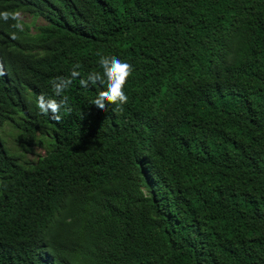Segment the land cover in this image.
I'll use <instances>...</instances> for the list:
<instances>
[{
    "label": "trees",
    "instance_id": "obj_1",
    "mask_svg": "<svg viewBox=\"0 0 264 264\" xmlns=\"http://www.w3.org/2000/svg\"><path fill=\"white\" fill-rule=\"evenodd\" d=\"M0 11L32 16L0 20V128L23 148L0 134V264H264V0ZM97 53L133 67L123 111L93 104L106 83L80 85L103 75ZM40 95L71 112L40 113Z\"/></svg>",
    "mask_w": 264,
    "mask_h": 264
},
{
    "label": "clouds",
    "instance_id": "obj_2",
    "mask_svg": "<svg viewBox=\"0 0 264 264\" xmlns=\"http://www.w3.org/2000/svg\"><path fill=\"white\" fill-rule=\"evenodd\" d=\"M9 19L16 21L13 25L20 31H23V24L21 23V13L19 11H0V20L7 22ZM15 38V34H13ZM100 56L99 64L103 69V75L99 72L89 73L86 79H80V85L82 87H88L89 84L104 85L106 83V90L100 91L97 98L93 101L100 110H107V105H116V107L123 111V105L128 102V96L124 91L128 78L131 76L133 67L131 64L118 59L116 56ZM80 67L76 64L71 71V79L65 77H57L51 81L53 91L56 96L61 94L72 83V79L80 77V72L77 70ZM5 74L3 66L0 65V76ZM105 77L107 78L105 80ZM67 97H62L60 100L46 99L44 95H40L37 100V107L40 113L50 115L52 119L56 121L61 120L59 115L61 108L63 107L66 112H71V108L67 107ZM115 111V109H114Z\"/></svg>",
    "mask_w": 264,
    "mask_h": 264
},
{
    "label": "rangeland",
    "instance_id": "obj_3",
    "mask_svg": "<svg viewBox=\"0 0 264 264\" xmlns=\"http://www.w3.org/2000/svg\"><path fill=\"white\" fill-rule=\"evenodd\" d=\"M21 13V21L24 23L29 24L32 20V16L27 12H20ZM43 20L41 18H37L35 20V24H43ZM16 133V130L10 125L5 124L0 128V134L4 138L7 147L10 149V151L19 152L22 151L23 148L20 146L17 142L14 140V135ZM44 149L40 147H33L29 152H25L24 156L29 161H34L38 155L43 154Z\"/></svg>",
    "mask_w": 264,
    "mask_h": 264
}]
</instances>
